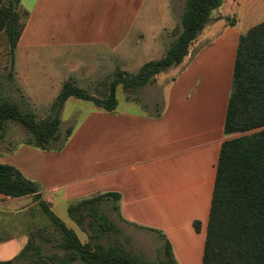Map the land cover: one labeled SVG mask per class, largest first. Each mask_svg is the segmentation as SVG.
I'll use <instances>...</instances> for the list:
<instances>
[{"label":"crops","instance_id":"0c3cea01","mask_svg":"<svg viewBox=\"0 0 264 264\" xmlns=\"http://www.w3.org/2000/svg\"><path fill=\"white\" fill-rule=\"evenodd\" d=\"M137 1L138 9L146 4L148 17L150 1ZM117 3L32 0L29 10L25 9L28 18L14 53L28 46L41 47L42 39L48 43L56 38L75 46L103 44L115 53L117 42L112 44L111 37L117 38V33L110 23ZM163 7L159 26L145 24L136 36L137 42L144 37L158 39L146 49L153 60L164 56L162 35L175 26L165 0ZM211 19L201 35L209 41L192 54L195 41L179 66L156 76L158 83L170 78L159 108L119 111L116 106L112 112L98 108L60 152L24 145L32 149L15 148L1 156L0 163L14 166L51 192L58 188L54 183L60 176L64 198L69 201L117 193V214L124 225L149 232L159 245L164 246L167 239L177 264L201 261L220 147L223 141L239 136L224 134L238 39L264 20V0H224ZM101 23H108L109 41L97 40ZM71 70L77 74L82 68ZM14 76L21 86L22 74L14 69ZM66 79L59 81L58 92ZM151 105L157 107L156 101ZM31 199V195L10 198L0 194V261L14 259L37 230L29 213ZM46 201L52 209L51 199ZM194 221L200 222L199 232L193 228Z\"/></svg>","mask_w":264,"mask_h":264},{"label":"trees","instance_id":"16d2710c","mask_svg":"<svg viewBox=\"0 0 264 264\" xmlns=\"http://www.w3.org/2000/svg\"><path fill=\"white\" fill-rule=\"evenodd\" d=\"M223 2L185 0L179 29L174 27L163 36L165 54L162 58L142 64L134 74L115 66L102 97L90 94L73 78H67L50 104L48 114L41 120H36L32 113L20 111L16 104L1 96L0 74V137L7 122H17L28 134L23 145L52 150L53 143L61 137L60 112L68 98L87 100L104 111H114L117 86L136 91L153 83L159 74L179 66L199 32L211 20L212 12ZM27 18L28 12L21 7L20 0H0V34L6 39L10 61L5 76L8 82L14 81V51ZM71 132L72 128H67L62 140L66 141ZM224 134L239 136L223 141L220 147L201 264H264V20L239 36ZM0 194L10 198L31 195L57 236L55 239L45 237L43 229H37L30 233L14 259L0 261V264H11L21 258L29 259V264H76L78 261L83 264H177L167 239L163 261L147 260L116 244L105 246L98 241L103 234L120 232L99 209L100 204L107 201L118 211L116 203L120 195L117 193L98 194L68 206L67 214L74 223L80 226L87 219L90 231L87 242H81L77 234L57 218L51 204L41 197L37 183L12 165L0 163ZM193 228L199 232L200 222L194 221ZM92 238L96 242L93 243ZM39 239L54 242L63 253L42 254Z\"/></svg>","mask_w":264,"mask_h":264},{"label":"rangeland","instance_id":"374dc122","mask_svg":"<svg viewBox=\"0 0 264 264\" xmlns=\"http://www.w3.org/2000/svg\"><path fill=\"white\" fill-rule=\"evenodd\" d=\"M31 1L21 0L20 5L23 9L29 10ZM149 1V16L147 17L146 4L144 7L138 9L140 2L137 0H134V4L132 5L129 0H118L116 12H114L110 23V29L112 31L115 30V33H117V38L111 37L112 44L115 41L117 42L115 53L107 51L103 44H98L97 46L86 44L75 46L61 43L62 39L57 38L48 39V43L45 42V39H42L44 44L38 48L28 46L25 49H18L14 53V69L22 74L24 81H21L23 83L21 86L15 76L13 82H8L5 78L9 71L10 61L6 39L3 34H0L1 96L16 104L20 111L32 113L36 120L44 119L48 114L49 106L58 92L59 81L63 77L73 78L79 87L96 97H102L115 66H119L122 70L134 74L140 65L153 60L152 55H149L146 49L150 45L157 44L158 39L153 41L144 37L143 39L140 38L137 42L138 38L136 36L138 31L144 29L145 24L153 27L159 26L162 22L165 7H163L164 0ZM165 1L169 4L170 21L175 23L174 27L179 29L180 15L185 0ZM211 21L212 19L209 23ZM206 25L199 32V37L196 39L191 50L192 54L209 41L208 38H202L201 36L205 35ZM105 26L108 27V23H101V31L99 32L97 40L109 41L108 35H106L109 27L105 31ZM171 31L164 32L162 39L164 35ZM161 42L163 43V40ZM76 66L82 68L77 74L71 70ZM169 81V77L163 78L159 83L155 80L153 82L154 84H148L136 91L124 90L120 85L117 86L115 97L118 105L116 109L119 111H139L142 106L145 110L152 111L155 108H159L163 87ZM127 95L131 101L127 98ZM153 101H156L157 107L151 105ZM97 109L90 101L74 97L68 98L60 112L59 130L61 137L57 142L53 143V148L49 151L60 152L67 144L71 135L74 133L78 135V130L84 124L87 116ZM67 128H72V132L67 140L63 141L62 139ZM27 136V131L21 124L7 122L3 135L0 137V157L19 147H25L31 150L32 148L23 145ZM59 146L60 148L57 149ZM34 182L39 186L41 197L45 201L51 199L52 211L57 218L68 228L72 229L83 242H87L90 237V231L87 228V219L79 226L69 218L67 208L69 205L78 202V200L71 199L69 201L64 198L65 187L62 185L60 176L57 177L54 183L59 184V186L53 192L47 191L43 183L39 181ZM111 205V202L105 201L100 204L99 209L114 222L120 232L118 234H103L98 241L105 246L112 244L122 246L132 254L141 256L147 260L163 261V245H159L149 232L124 225L120 221L117 211ZM29 213L32 221L36 223L37 229H43L45 237L52 239L57 237L53 233V229L43 215L40 207L33 199H31ZM91 241L94 243L96 239L92 238ZM37 243L41 245L42 254L63 253L61 249L55 246L54 242L47 243L39 239ZM11 264H29V259L21 258L13 261ZM76 264L83 263L78 261ZM191 264H201V261L193 260Z\"/></svg>","mask_w":264,"mask_h":264}]
</instances>
